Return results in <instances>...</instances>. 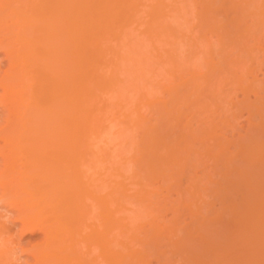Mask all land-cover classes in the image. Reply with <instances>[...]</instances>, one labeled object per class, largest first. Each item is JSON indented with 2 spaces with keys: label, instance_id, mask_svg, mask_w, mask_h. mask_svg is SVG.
Masks as SVG:
<instances>
[{
  "label": "bare ground",
  "instance_id": "1",
  "mask_svg": "<svg viewBox=\"0 0 264 264\" xmlns=\"http://www.w3.org/2000/svg\"><path fill=\"white\" fill-rule=\"evenodd\" d=\"M142 1L144 0H0V53L2 54L1 58L6 60V63L4 66L3 65L1 66L0 64V108L2 110L0 111V162H1L0 164V187H1L0 188V205L1 207L4 208V210L6 208V211L8 209H15L14 220L16 219V221L20 223L21 230H24V231L28 230L30 233H33L32 231L39 229L44 234L43 243H40V245H36L27 250L30 252L33 259L31 262H28V263L26 262L25 264H146V263L148 264V260H147V258L149 257L148 254H152L154 252L153 250L157 251L156 250L157 249L156 244H157V239H158L157 236L160 237V235L164 233V232L162 233V230L165 232L166 231L168 232L169 230V232L171 231L172 234L170 233L171 235H169L170 246L165 244V242L166 243L168 242L167 241L168 237H164V239L166 238V241L163 238L161 241V238H160L158 240L159 242L161 241L160 245L164 243L167 249L171 248L172 250H174L176 248L174 250V253L176 252V254H179L177 258L182 259V260L183 258L187 259V257H184V256H188L187 254L189 252L186 253V255H184L185 253L183 254L184 243L186 244L185 240H183L184 238L182 237L181 239H177V240L175 239V237L178 238L180 234L178 232L179 234L176 235V231L178 229L180 232L183 231L184 230L183 227H181L182 229L180 227H177L178 229L173 228L172 230L170 229L171 228L170 226L172 225L171 223H170L171 225L168 224L170 226L167 227V230L165 227L168 225L167 224L165 225L164 223L163 224L165 226L163 225L162 229H160L161 228L160 226L159 228L152 227L154 225H152L151 223L152 222L155 223V221L153 220L152 215L150 214L153 213V210L155 212L158 209L157 213L155 212V214L159 215L161 213L159 212V210L162 211V206H164L161 204L162 203L161 200H157V198H155V197H158V195L160 194L159 193L157 195L158 192H156V190L160 188L161 186L163 188L164 186H166L167 187V188L165 187L166 189L168 188L175 189L174 186L176 185L177 188H179L178 185L180 184L182 185L181 181H184L187 179L188 181L191 182V186L189 187H193V188L195 187L194 188L195 194H193L190 191L189 192L192 193L196 199L200 198V183L204 180L205 176L203 177V180L201 178L198 179L199 178L198 176H197L198 178L196 177L197 175L196 171L198 170V169L196 170V168H198L196 166L198 164L200 166L203 165L204 162L201 163V161L206 160V159L204 160L201 159L203 156L205 158L212 160L211 162L215 164V166L211 165L212 163L208 159L206 161L207 162L209 161L211 163V164L210 163L208 164L211 167L212 166L214 167L212 169H214L216 174L217 173L220 174V176L218 177L219 180L218 178L217 179L214 178L216 176L214 175L215 173L213 174L211 178L207 177L209 180L210 179H213L216 181L218 180L217 182L215 181V184L213 183L214 182L213 180H212L213 182L211 180L210 181L207 180L209 184L211 183V185L213 184L214 186L213 189L209 188L213 186L211 185L207 186V183H206V186L210 189L209 192L212 194L210 195V193H207V195L209 194L208 196H212V198L216 197V199L213 198V200L211 201H214V200L217 201V199L218 200L221 199L220 202L218 201V203H220L221 205L222 202H226V199H227L229 201V202L227 201L228 204L226 203L227 206L231 202V206L230 205L229 206L232 207L233 205H235L236 207H238L236 209L240 211L241 210L240 204L242 205L243 198L244 200H247V201L249 200L248 193L250 192H248V188L250 187L249 191L250 189H252V193H250L252 195H254L255 192H258L255 181L259 184V186H261L260 188L264 190V184H262V182H264V75L258 78V73L262 71L261 69H264V0H204V1L201 0L199 3L204 2V6L206 7V9L203 6L200 9H205V10L195 11L196 13L193 11L192 16H195L196 14L195 19L194 17H190V15L192 14L191 10L195 9L196 8L195 6L198 4L193 6V9L191 8L190 10L188 9L190 6L189 4L186 6L184 4L185 6L184 7L180 0H179V3H178V0L172 1L173 5L175 4L174 5L175 7H177L178 4L180 5L178 8L179 9L181 8L183 13L184 12L187 13L190 10L189 16L187 18L185 17L184 19H182L181 15L179 16L177 15V16H174V18L177 17L178 19L177 18L174 19L170 15L172 14L171 12L177 13V11H181V10L179 9L171 10V7H170V11H169L168 10L169 8L168 9L165 8V6L167 7L169 4L170 5L172 4L170 3L171 1L169 0H168L169 2L166 1V3H169V4H165L164 0H147V2L146 0L145 2H142ZM175 2L178 4H176ZM192 4L194 5V3H191V5ZM142 5L149 6V10L146 11V13H148V18H146L147 16L145 17L144 16L145 13L142 12V11L145 12V10H147V9H144L145 7ZM199 5L202 6L203 4H199ZM141 6L144 7L143 10ZM186 7L187 9H184ZM167 11L169 12V16L171 17L170 19L171 20L172 18L174 19L172 20L174 23L172 21L170 22V20L167 19V15H168ZM199 13L200 14L202 13V15L203 13L206 14V16L203 15L204 17L203 19H205V21H203V23L200 24V26L204 25L203 27L199 26V23H200ZM143 16L145 17L144 25L142 26V24L140 23L138 24L142 27L147 25L143 28L145 29L143 31L149 34V38L152 35V37L150 38L151 40L154 37L153 35L162 33V35L164 34L163 37H168V38L172 37V40L174 41L176 39L175 37L176 34L177 35L180 34V36L184 35V34H181L182 33L181 29L183 28L179 29L180 31H177L178 29L176 30L177 25L181 27L182 26L181 22H182V24L184 23L186 27L191 28L189 23H191L190 21L193 19L196 20L197 22V23L195 22L193 23L197 24L196 26L200 27L199 29L200 32L201 30L205 31V29H207V31L209 32L211 31V33L215 34L214 35L215 39L212 40L211 38H207L206 37L207 35H204V34L201 35V33L198 32L200 34L199 37L200 36L203 37L204 35V37L201 39L202 40L201 45L200 46L198 45V47L203 48V50L201 52V49L197 47V49L199 50V54H202V55H198V54L195 55L194 54L195 51L196 53H198L196 46L197 44L200 43V40L197 43L196 42L197 37H195L196 34H193V36L196 38L195 41L193 40L194 43H192L193 46L196 45L195 50L193 52L192 51L190 52L188 48L192 49L194 47L191 44L187 45V43H185L186 41L183 42L185 45L188 46L187 48L188 53L187 54L184 53L186 55L183 56L184 58L183 60H180L182 57L179 56L181 55L179 54V51H177L176 53L174 52V50H176V47L173 46L174 48L173 49L172 45L166 43L168 48L169 47L172 48V50L167 48L169 50L168 53L170 52L174 53V54L170 53L171 55L169 54L167 56V59H164V61L167 60V62L165 61L167 65L162 64V66L164 65L165 67L160 66L161 63L157 62L156 60H158V57H160L161 55L158 56L157 54V58H156L152 55V52H151L149 53V55H151L154 59L152 57H150V59L151 61L153 60V62H155L156 65L154 66L156 67L157 71L151 67L153 65H149V66L154 72L151 69H148L150 67H148L147 65L150 63H147L146 65L147 71L146 70L144 71L145 66H143L144 65L143 60L147 62L148 57L146 58V60L144 59L142 55H144L145 53L144 52L142 53L141 52L142 50H139L141 54L140 52L136 54L139 58L143 57L141 59L142 61H140L142 63L140 64L139 58L136 57L135 54L132 53V51L134 50L133 48H135L136 52H138L137 46L129 48V51L131 52V54H129V52L126 53V51L123 48L119 49L120 47L118 48V46L120 45H117L116 44L117 42L113 43L114 40L111 39L113 36L118 38V37H122L123 35H125L124 37L125 39L127 38V35L130 36L131 38L132 33L130 34V32H128V31H131V30H128L130 29V26L128 27V24L130 25L131 24L130 21L135 20V19L138 20L137 22H140V21L142 22L143 20L141 19H144ZM139 17H140V20L138 19ZM179 17L182 19L181 21ZM188 18L189 20L190 18L192 19L186 22ZM116 23H122V24L116 26ZM171 23H173L174 26L171 25ZM131 26L134 28L133 23L131 24ZM183 31H185V29H183ZM174 32L176 34H174ZM167 33L168 34L170 33V35L174 34L173 36L175 39L173 38V36H170V35L168 36ZM106 34L107 35L111 34L112 36L106 37ZM103 35L106 38L103 37ZM156 37L157 36L154 37L155 40H156ZM177 37L180 39L179 36ZM103 38L106 40L107 38H110L112 41L110 39L108 41H110L111 43L107 42L106 40L103 41ZM143 38H145L144 40L146 41V37L143 36L142 40ZM178 38L176 40H179ZM100 39L102 40L101 42H99ZM132 39H134V42L136 43L135 38H132ZM151 40H149L150 44H151ZM159 40L160 39L157 38L156 41L158 42ZM119 42L120 44L122 43L121 46L124 47L125 45L124 40L121 41L120 39ZM179 42H181V40ZM189 42H190V38H189ZM152 43L154 44V42ZM128 44H131V43L128 42ZM166 44H162V46H165ZM134 45H137V44H134ZM154 46L156 45L154 44ZM148 47L149 45L147 46V48ZM151 48H155V47H151ZM167 49L165 50V53ZM120 50L121 52H125V54L121 53ZM108 51L110 55L108 54ZM149 51H150V48H149ZM106 53L110 57L111 55H113L111 59L116 58L117 60L113 61L112 59L111 60L112 62L110 64L109 63L110 58H109L108 60H106L109 62L106 63V61L103 59L105 61L104 62L101 59L105 58L103 56L106 55ZM120 53L122 54L123 59ZM188 56H189V60H188ZM95 58L99 60L98 62H100L102 67L96 65L98 63L95 62ZM131 58L137 60V62L135 60H132ZM128 60L129 62L132 61V66H135V69H133V67L131 66V63L127 62ZM102 61L106 63V65L108 66L109 72L108 71L104 72V70L102 72L100 71L103 68ZM120 61H123V62L126 61V64L129 63L130 64V65L128 64V66L130 67L129 69L131 71L134 70L133 72L138 71L136 69L140 70L141 68V70L145 73H142L141 75L138 74L140 77L137 76L136 72L133 75L138 78H143L144 77L143 74L146 75L148 71L149 72L152 71L151 72L152 74L150 73L151 76L152 75L154 76V74L157 75V72L158 73L160 72L158 71L159 66H160V69L161 68L163 69V71L165 70V68L168 69L167 67L171 69L170 71L165 70L166 73L165 72L162 73L161 71V74H166L167 77L170 76L169 77L170 79H167L165 77L167 79L166 82L169 81L166 84L167 86L165 85V83H163L165 79L164 80L162 79L163 81L162 83L164 85L160 83L159 84L160 86H159L156 83V84H153L154 86L152 84L150 86V82L145 78L146 77L145 76L144 80L146 83L143 81V79H140L142 82H144V83H141L143 84L142 86L143 88L142 87L137 88V86L138 87L141 86L139 82H137L138 80L136 81L137 82L136 83L135 77H131L130 75L126 73V75H128L127 77L133 78V81H134L133 84L135 83L134 85L131 83V86L133 85L132 87L134 89L133 91L137 93L139 91L138 89H141L139 92L142 91V99L144 98L145 100V101L142 100L144 101L143 103L146 104V106L153 111V112L149 111L150 115L148 116H152L153 114L155 115L154 117H152L155 119V122L153 121L154 124L151 121V118L145 117L146 114L142 115L143 112L141 113V110L144 104L142 106V104L139 102L141 104V108H140V106H138L140 104L137 103L136 105H134L136 102H133L134 104L132 103L133 105L131 104L128 107L126 103V105H124L122 108L121 104L125 103L124 102L125 92L118 86V84L116 85L115 83V82L118 83V80H120V78L118 79L117 74H119L120 72L121 73L120 77L123 78L124 74L122 75V71L126 72V70L123 68L125 67V65H123L122 67L119 64ZM138 63L140 64V66L141 65L142 66L140 67L139 65H137ZM157 63H159L160 65ZM168 72H169V76L167 74ZM262 72L261 74H264ZM153 76L151 77V79L153 78ZM127 77L126 79L124 77L126 81L128 79ZM122 78L120 81H122V84H124L125 80ZM147 82L149 84L148 91L152 92V89H153V92L156 93L155 90H158L160 88L162 91L166 92V95H168L167 100L164 101L163 99H161L162 96H160L159 94L160 92H157L158 94L156 93L157 94L156 95L155 93L153 92L149 93L146 90L149 93L148 95V93L144 90V85L145 84L147 85ZM100 83L101 84L103 83V84L101 85ZM113 85H115V87H113L114 89L118 87L119 90L117 88L114 92H111L114 90V89L110 90L111 89L110 87H112ZM126 85H128L127 82H125V86ZM135 85H136V88H134ZM95 87H96V90H95ZM103 88H109L107 90L108 91L110 90V91L107 94H106L107 91L103 93L104 90H106ZM130 88L128 89L130 93H134L133 91L131 92L132 89ZM97 89H100L101 91L100 90L97 91ZM94 90L97 91L96 92L97 94L99 93L98 94L99 96L101 94V98L105 100L106 102L111 100L110 97H112L111 95H114L113 93L117 94L121 90L120 93H118L117 95L115 94L117 97L114 95L116 100L113 99L112 97V99L115 100L114 102L118 101L117 102L119 104V105L117 104L118 107L116 106V104L113 103V101H110L117 108L114 105H113L114 107H111L112 104L107 102L108 106L107 104L106 106L110 107L109 108L110 110L107 108L105 110L104 107L101 106L102 105L101 103L103 102V100L101 98H98L99 96L95 97L96 99L94 98L96 94L95 92H93ZM100 92H102L104 96H108V97L105 98ZM109 93H111V95ZM135 93L133 95H135ZM238 93L242 94L241 99H236ZM91 94L93 98L95 99V101L99 102L97 104L100 107H102L101 109L104 110L105 112L104 114H101V116H103L102 118L105 119V120L103 119L104 120L103 122L106 123L107 120L110 119V121L106 123V125H109V128H110V130L108 131V134H110L112 130L114 131L115 129L117 130L118 128L117 125L116 126L114 125L115 127H117V128H114V126H111V124L112 123L115 124L116 122L114 121L115 119L118 122L121 117L118 114L114 115V112H112L113 108H115L118 113H120L119 111L121 110L122 112H125L124 114L127 113L126 115H122V116H125L124 117L125 119H126V116L128 117V115H131V114H132L131 117H135V120H134V118H131L129 116L130 122L132 121V119L134 120V126L137 131L136 134L138 136V134L140 133L139 134L140 139L136 136H134V138L133 136L131 137L132 133L130 130L131 128H129L130 125L129 126L125 125V126L129 128L130 130L129 135H130L131 140L128 139L129 135H128L127 129H126V132H127L126 138L122 137L126 135L125 130L121 128L122 126L118 128L121 130H117L118 132H114L117 134H113V136L117 135V137H120L118 136V134L121 135L122 131L125 132L123 133L124 135H121L122 140H120L121 138L120 139L117 138V139H119L120 140L119 142L121 143L123 141L125 145L127 143L125 140L128 139L131 143L130 149L132 151L134 150L132 152L128 148L129 152L131 153L136 152V149H132V148H134L133 146L136 145L134 143H137L136 139L137 141L139 140V143H137L138 145H136L137 146L136 148L138 149V152H139V153L136 152L138 153V156L135 155L136 153L133 154L138 159H136L133 155L132 156L127 155L129 153L125 154L126 152L122 154L118 151V153L122 154L118 156L117 150H114V152H116L115 154H117V155L115 154L114 155L119 157V159L116 157L117 159L116 158L115 159L117 161H115V159L113 158L115 156L112 155L113 152L110 153L109 149L107 151V149L105 150L104 148L105 145H107L106 148H109L108 145H111V147L114 146V143H112V142H116L115 140L113 141L114 138L110 139L109 137V139L112 141V142L110 141L111 143L108 142L106 138L105 140L107 144L105 145L102 144L103 145L102 148L100 147L101 144L99 143L97 144V142H95L97 140L100 141V137L106 134V132H104L105 130H103L102 127L99 129L100 126L97 127L98 128L97 130H100V131L103 130L102 131L103 134L98 131L100 133L99 135L97 130L95 128L93 129V127L99 124V121L93 126L92 124L94 123H92V120L97 121L96 119L99 120V118H97L96 116V119H92L93 117L92 113H95L94 115L98 113L97 115L99 116V114L102 111H100L101 109L100 107H98L97 104L95 106L98 107L99 109H97L95 106H93L92 108L91 106L92 101L90 103V100H93L94 102V99L90 97ZM151 94H153L154 98L151 97L152 96ZM139 96L141 98V95ZM136 97L137 96L135 95V98ZM150 97L153 98L151 99V101H150ZM100 100L102 102H100ZM139 101H141V99ZM128 102H130L129 99H128ZM130 107H134V108H130ZM147 107H146V110L148 111L149 109ZM95 108L98 110L97 113L93 112ZM129 108H130V111L132 112L128 111ZM116 110L113 109V111H116ZM107 111L109 112L111 111V112L107 113ZM122 112L120 114H122ZM243 113H246L245 118L248 120V126L246 127V129L244 128L245 129L244 134H239L240 133L239 132L238 133L239 135H237L238 137L232 138L233 136L231 134L232 137L227 138L226 133L224 132L225 129L232 126L231 121L236 120L238 117H240V115L242 116ZM105 114H108L107 117H109L110 114L111 116L106 120ZM117 115L119 118H116ZM111 117L113 118L112 119L113 121L111 120ZM93 118H95V116ZM127 121L124 123L126 124ZM147 121H149L150 123ZM109 122H111V124H109ZM132 122L129 124H132ZM122 123H120L119 125H121ZM193 124L195 125V127L193 126ZM105 128L107 127L105 126ZM240 129H243V128H240ZM93 130L94 131L96 130L95 133ZM218 130L219 131L221 130L223 132H218ZM62 131L65 134L67 133L66 139L70 143L69 144L70 146L68 147V149L69 148L71 150L72 149L74 150L83 149L84 151H87L86 152L87 154L91 147L94 148L95 146H97L98 148L100 147L101 149L104 148L103 151L104 150L106 151V153L104 154H106L107 158L111 160L110 163H112V165L109 163V161H107L108 159H104L106 161L105 164H107L105 166L107 167L109 165L108 166L109 170L108 169L106 170L107 172H104V170L102 171L104 172V174L106 173L105 177L107 176L106 178L103 176L104 177L103 181L106 179V181L104 182L105 183L104 186L107 188L106 189L107 191L103 193L104 195L101 194L103 190H100V189L97 190L99 187L94 185V183L97 184L96 182H92L93 184L87 182L88 180L87 174L89 172L88 173L84 172L87 175L85 178H83L85 179L86 182L83 179H82L83 181L79 180L81 185L84 182L83 187H79L80 183L75 181L77 177L74 180V182L76 183V186L78 185L77 186L78 189L77 188L74 189V187H76L74 186L75 184L72 186L70 184H67L69 185L67 186L65 184L66 182L63 181L64 174H61L60 172V165H62L61 161H63L61 159V156H62L61 154L65 153L62 147L67 141L65 142V139L60 138L61 141L62 140L64 141H62V143L60 141V144H59V136L60 134H63ZM96 132L98 133V135ZM222 133H225L224 134L225 136ZM95 134L97 136H100L98 137L97 140H95L96 138H94ZM96 135L95 137H97ZM109 136H111V134ZM104 138H103V141H104ZM117 145H119V148H122L123 144H117ZM59 146L61 147V149H59L60 148ZM231 147L233 149H231ZM65 148H66V144H65ZM93 148H91L90 151ZM70 149L69 151H71ZM122 149L123 150L125 149L124 151L127 150L126 146H124ZM59 150H62V151L60 152ZM74 150L71 151L72 155L71 154L70 155L73 156L74 160L76 158L77 160L79 158H80L79 160H81V157L78 156V153L80 152L79 153L80 155L81 153L85 154L84 151L82 150L81 152L79 150V152H77V150L75 151ZM95 150H96V147H95ZM123 150H121V152ZM69 151H67V157L70 156ZM100 151L101 150L97 152H100ZM75 152L76 154H74ZM109 154H111L112 157L111 156L109 157ZM123 155L125 156L127 155V158L129 156V159L127 158L125 159L126 161L129 160L130 167L126 166L125 160H123L124 162L122 160L120 161V158L123 159L124 157ZM74 156L75 157L77 156V157L75 158ZM70 158H68V160L65 159V161L72 162ZM92 158L90 157L91 160ZM111 158L114 159V161ZM77 160H75L76 164L79 165V163L80 164L82 163L79 160L78 161ZM83 161L85 165L86 164L85 161L87 160L83 159ZM66 162H64V166H65L64 168L67 167ZM118 162H120V165L124 163L123 166H126L128 168V169L125 168L124 171H126V169L129 171V168L131 171L132 165H134L133 166L134 168L132 169L133 173L130 171L129 172L127 171L128 174L126 173V177H125L124 176L125 172L122 171L124 167L120 166ZM132 162L133 163L135 162V163L131 164ZM88 163H91L89 159H88ZM86 166H89V165H86ZM83 167L84 166L82 165L81 168ZM87 168L88 170L91 169L89 167ZM79 169H80V166L76 167V173L78 171L79 174H81L80 172L82 171H79ZM215 169H220V170H218L217 172ZM83 170H86L85 167L83 168ZM91 170H94V169H91ZM142 170H144L145 176L142 175L143 174ZM74 171L75 170L72 169V172ZM209 171H207V173ZM76 173L74 172L75 175ZM92 173H89V174H92ZM149 173H152V174L149 175ZM195 173L196 175H194ZM129 175L132 176L131 178L136 179V180L135 181L133 179L127 180L128 182L126 181L127 182L126 183L125 180L127 179V177L128 178L130 177ZM153 175H156V176H153ZM80 176L83 177V175H80ZM121 176H122V180L120 179ZM72 177L73 176H71V178ZM124 177H125V180H124ZM151 178H154V180L157 179L156 181H158V179H161L160 181L162 182L161 183L162 185L159 186L157 184L155 185L156 187L153 186L155 181L153 180L154 182L151 183V180H152ZM182 178H185V179H182ZM200 180L201 182H199ZM97 181L98 183L100 182L99 180ZM131 181L132 182L134 181L135 185H131L132 184ZM160 181H158V183ZM167 181L169 182V186H167V184L165 185V183H168ZM171 182L175 184L173 185L172 183L171 184L172 186H171L170 185ZM204 182L203 184L205 185ZM102 183L99 184L100 187ZM128 184H130V186ZM192 184H195V186H192ZM250 184L252 186H250ZM181 185H180V189H182V197H180L179 201L175 200L174 203L175 204L179 203L178 206L180 204H181L180 206H182V203H183V207L187 206L188 208L191 206L192 210L196 206L197 207L202 206L199 208H203L204 202L200 203L199 201H197L196 202L197 204L200 203L198 206L195 203V198H193V196H192V200L194 199L193 203H191L188 200L186 201L187 198H185V194L188 193L189 195L187 196L191 198V195L189 192H187V189L185 190L186 192L183 190V188L184 189L188 188L187 187L188 185L183 184L182 187ZM93 186H95L97 189L96 188L94 189ZM130 187L132 190L130 189ZM150 187H153V188L150 189ZM193 188H192V191H193ZM152 189H156V190L155 191L153 190L154 191L153 192ZM169 189L167 191H169ZM262 190L260 189V196H259L260 199L257 198L258 196H256L258 193L254 195L257 198L258 203H259V200H262V198H264V193H262L264 191ZM175 191H176L175 193L181 196L180 194L181 191L177 192L179 191V189ZM203 191L208 192L206 187L204 188ZM96 192L97 194L99 193V195L101 194V196L97 195ZM196 192L199 194H197ZM250 194H249V198H251L250 200H253L255 197L251 196ZM149 195L150 197L151 196L152 197L150 198ZM243 195L244 197L242 198ZM153 196H155L154 197L155 199L153 198ZM147 197H149V204L147 203L148 202ZM166 197H168V193ZM233 197H238V199L240 197L242 200L239 199L240 202L237 203L238 200L236 198L234 199ZM89 198L91 199V201L94 199L93 201L96 202V205L99 206V207L97 206L98 208H101V210L103 208L102 211L99 210V212L101 213H98V215L99 214L100 215L96 216V217H100L98 219H100L99 223L101 224H98L97 221H96V224L101 225L100 226L101 230L99 234H102V236L100 235L101 237L100 239H102L101 242L98 241L96 245L94 244L98 248V251H99L97 252L99 253L98 255L99 258L97 259L94 258L96 254L94 255V257L89 256V252L91 250L85 251L84 249L83 252H81V249H79V246L77 247V244H79L78 242L81 239V238L79 239V237L81 235H84L88 230H92V228L90 227L85 233L82 232L83 234L80 235L82 228H84L83 230H85V227L82 226V224L85 223V220L83 221V218H85L84 214L85 215L86 213L88 214V210H90L88 209L90 207V204L94 205L91 202L90 204L84 203V202H87L85 201V199L88 200ZM103 198H104V201L102 200ZM181 198L183 200H181ZM101 200L103 202L102 203L103 206L101 204ZM152 200L154 201L153 203L151 202ZM98 201H100V203H98ZM180 201L181 202L183 201V202L181 203ZM187 202L188 203L190 202L193 206L190 203L188 204ZM234 202H236V204L238 205L234 204ZM126 203L129 204L128 205L129 207L130 205L134 204V208L132 206L130 207L131 208L130 209ZM158 203L161 206H158L159 205ZM194 203H195V206H194ZM247 203L249 204L250 207H252L253 211L257 212V213L256 212L254 213L256 214V216H258L257 214L259 213V211L261 213L262 211H264V210L261 211V209H264L262 208L264 207V202L261 203L260 201V204L258 203L256 204L255 202H252L254 204L253 206H251L249 201ZM151 204L153 205L156 204L159 208H157L156 205L151 207ZM223 204L225 205V203ZM135 205L137 207H135ZM208 205L210 206V204H207V207H209ZM255 205H257L258 207L260 205L261 208L259 207L257 210V207ZM176 206L174 210L180 211L181 214L184 213L183 212L184 209L185 211L188 210L187 207L183 209V207L181 208L177 206L178 208L177 209ZM254 206L255 208H253ZM211 207L215 208L213 206H210V208ZM223 207L225 208V206ZM244 208L242 207V210L238 214L235 213L236 209L234 206L231 209L228 208L227 212L224 209L223 211L224 213L221 212V215L220 213L219 214L217 213V216L218 215L222 216V214L225 215V212H226L227 216L226 215L225 216L228 222H229L228 219H230V222H231V220L233 218H236L235 216H237L238 218L233 219L231 224H229L230 226L232 225V223H236V224L242 223L238 225L239 229L235 228L236 227L235 226L236 224H235L231 226L233 232L230 233V231H227L230 233V235L233 234L231 235L232 238L229 237L231 241L232 239L234 238L237 239L239 237V235L238 237L237 236L234 237L236 233L240 234V236L242 233L244 234L245 232L244 230L243 232L238 233L236 229L238 231L242 230L240 227L242 226L243 228H245L247 223H248V226L249 224L252 223L251 226H256L255 227L256 229L257 227H259L260 223L262 224L260 226H264V219L256 218L259 224L255 222V220L253 219L251 220L255 224L253 222H250V223L249 221L247 222V219L246 220L244 219L243 220L244 222L243 221L240 222V219H243L242 215L248 216V214L249 215L252 214V213L251 214L248 213L247 211H246V214H243L242 212L245 211ZM179 209H182L183 211ZM204 209H207V208H204ZM233 210H235L234 211L235 214L233 213ZM188 211H190V209ZM208 211L210 212V213L206 212L208 215L213 213L212 209H208ZM4 213H7V212H4ZM126 213L127 215H125ZM128 213L129 214L132 213V215H129ZM196 213L198 214L200 212H197L196 210L195 215ZM241 213L242 215L240 216L239 214ZM174 214H176L174 216L181 215L178 212ZM200 214H198L197 216L198 218L201 217L203 221L204 216ZM230 214L232 216L228 217ZM233 214H234V217H233ZM1 215L2 214L0 213V218L2 217ZM183 215L184 214H182L181 216ZM208 215H207V219H205L207 221L209 219L210 220L212 219L211 216H209L210 218H208ZM213 215L212 217L215 216ZM88 216L89 215H87V218ZM252 217L253 216L251 215L250 218ZM142 218H144L143 219L144 222L145 220L147 222L149 218V221L147 223L151 222L150 224L152 226L150 224L148 225L151 226L153 229L151 227H150L151 230H149V227L143 229L144 225H146L147 223H144L142 221ZM174 218H176V220L178 219L177 217H174ZM262 218H264V216H262ZM157 219L159 220V218ZM237 219L239 222L236 221ZM2 221H0V264H20L19 263L20 258L15 256L16 250L14 249L16 247H13V244L16 242L14 243L12 242L13 244L8 242L11 240V238L9 240V238L7 237L8 236L7 233L10 232L11 228L7 232L5 230L6 224L3 223ZM169 221L171 220L169 219ZM177 221L179 222L180 219H178ZM195 221L196 220L192 222V225L193 226L195 225L194 227L190 225L191 221L185 222L184 225H186V228H187V225L188 227L189 226L193 227L194 229L193 233L195 234V231H196L197 232L196 234L197 235L199 234L198 237L200 236L201 238H205L208 235V231L211 232V230L218 227L217 226L218 224H215L216 225L215 228L213 226V224L216 223L215 222L216 220L215 221L213 220V223L211 222L212 224L210 223V227L213 226L211 227V230H209V226L207 227V224L205 225L203 223L204 221L199 222L198 224H197L198 221L197 222ZM221 221L222 220H220V222ZM162 222H160L159 225H161ZM181 222L182 221L179 222L180 226H181ZM138 224L140 225V228L142 227L141 228L142 231L140 230L139 227H137L139 226ZM141 224L143 225L141 226ZM175 224H178V223L176 222ZM100 228L98 229L96 228V230H99ZM137 228L139 229V231L137 230ZM224 228L219 227L218 232L216 231L217 235L219 231L221 232V229H224ZM250 228H253V231L258 232V229L255 230L254 227L249 226V229ZM189 229L191 230L190 227ZM140 231L141 233L143 232L142 235ZM187 231L188 233L190 232L189 230ZM90 232L88 231L89 235H91ZM94 232H93V236L95 235ZM222 232L224 233V231ZM250 232L251 230L249 232L247 231L246 234L247 233L250 234ZM164 234L163 236H166V235L168 236L169 233H167L166 235ZM183 234H184V231H183ZM185 234H186V230H185ZM219 234L221 235V233ZM255 234L256 233H254V235ZM172 235L173 236L175 235V236L173 237ZM77 236L79 237L76 238ZM170 236H172L173 237L172 239H175L176 241H173V240L171 241ZM246 237H250V235L249 236L246 235ZM84 238H87L86 234ZM88 238L84 241H87ZM220 238L222 239V236ZM220 238H216L215 236L210 237L209 235L206 237V239L210 241V245L213 244V242H216V241L218 242ZM255 238H257V236ZM90 239H92L91 236H90ZM194 240L197 241L196 239ZM207 240H206V243H207ZM203 241L205 242V239L202 240V242ZM245 241L244 243L246 244ZM171 242H173V246L175 247L172 246ZM226 242L227 241H225V243ZM237 242H239V240H237ZM249 242L247 241V243ZM254 242L256 243V241ZM135 243L137 245V248L133 249ZM199 243L200 242H198V245ZM225 243L224 244L222 243V244L226 246L225 248H227V246L228 245L230 246L233 242L230 243L229 241L228 243L230 244L228 245H226L227 243L226 244ZM222 244L220 245L219 243L221 249L218 247V249L221 251L223 250ZM245 244H242V245L240 244V245L241 247L242 246L244 247ZM194 245H195V242H194ZM152 246H155L156 248L154 247L152 248ZM215 247L217 246H214V249H216ZM236 247L234 246V249ZM88 248L89 247H87V249ZM151 248L153 250H151ZM191 248L192 247H190V249ZM230 248L232 249L233 247L231 246ZM245 248H243V250H245ZM91 249H93V247H91ZM205 249L207 250V248ZM205 249L202 248V250H205ZM149 250L153 252H149ZM176 250H178L179 252L182 250V252L179 253ZM21 251L24 252L26 251V249L25 250L21 249ZM172 252L170 251L171 254ZM220 252L217 250V253H219V255L218 254L216 255V253L212 252L213 253L212 258L214 259H212L211 262H210L211 258L209 259V261L207 259L206 261L204 258L203 259L205 261L201 260L202 262L197 260L198 261L197 263L196 262L194 263V261L192 262V260H189L191 258H189L188 261L185 259V261L183 260V262L184 264L185 262H187L186 264H190V262L192 264H218V263H214L213 261H215L217 258V257L215 258V256H220L223 253H225V252L223 253H220ZM229 252H227L226 250V253H229ZM162 253H164L163 250H162ZM197 253L195 254L196 256H197ZM245 253L246 252H244V254ZM84 254L86 256H84ZM145 254L147 256L146 260H145ZM157 254L158 253H155L154 256H156ZM167 254H169V252H167ZM176 254L174 255L175 257L177 256ZM200 254L201 252L199 253V255ZM173 255L171 256L173 257ZM223 255L225 256V254ZM159 256L158 258H163L162 259L163 262L165 263L166 261L168 262V258L166 260V257L168 255L166 257L164 256L159 257ZM222 256L220 257L221 259H222ZM151 257L153 258V256ZM175 257L173 258L176 259ZM226 258L223 259V262H225ZM237 258L236 260H239ZM252 259L254 258L252 257ZM174 261L176 262V260ZM161 262L162 261H160V264ZM171 262L173 261L171 260ZM167 264H170V263L168 262Z\"/></svg>",
  "mask_w": 264,
  "mask_h": 264
},
{
  "label": "rangeland",
  "instance_id": "2",
  "mask_svg": "<svg viewBox=\"0 0 264 264\" xmlns=\"http://www.w3.org/2000/svg\"><path fill=\"white\" fill-rule=\"evenodd\" d=\"M166 1H167V2L171 1L170 3H172V1H174V0H169V1H168V0H164L165 4H169V3H166ZM180 1L182 2V5H183V6H184V4H185V6L189 4L190 6H189L188 9H190V10H191V8L193 9V6H195L196 4H198V5H199V4H203L202 6L199 5L200 7H199L198 5H196V6H195L196 8L194 7L195 9L191 10V13H192V14L190 13V14H191L190 17H194V19L196 18V17H195V16H196V14H195L196 12H195V11H198V10H199V11H200V10L202 11V10H205V9H206V7L204 6V2L199 3L201 0H197L198 2H197L196 0H188V2H187V0H180ZM190 1H191V3H194V5H193V4L191 5ZM195 1H196L197 3H196ZM203 1H204V0H203ZM142 2H145V0L142 1ZM146 2H147V0H146ZM175 3H176V2H175ZM178 3H179V0H178ZM178 3H176V4H178ZM186 3H187V4H186ZM212 3H213V2H212ZM145 4H147V3H145ZM148 4H149V3H148ZM174 5H175V4H174ZM174 5H173V3H172L171 5L169 4L167 7L165 6V8H167V9L169 8V9H168L169 11H170V7H171V10L179 9V8H178V7L180 6L179 4H178V6L176 5L177 7H175ZM142 6H144V5H142ZM142 6H141L142 10H143L144 7H145L144 9H147V10H145V12L142 11V10H141V11H142L143 13H145L146 15L144 14V16H145V17L147 16L146 18H148V13H146V11L149 10V6H148V5H146V6H144V7H142ZM185 6H184V7H185ZM203 6L205 7V9H200V8H202ZM181 7H182V6H181ZM187 7H188V6H187ZM187 7L184 8V9H187ZM172 8H173V9H172ZM179 10H181V8H180ZM190 10H189V11H190ZM184 11H185V10H184ZM186 11H188V10H186ZM189 11H188L187 13H185V12L183 13L182 10H181V11H177V13H176V12H171L172 14H170V15H171V17H173V18H174V16H177V15L179 16V15H181V18L184 19L185 17L187 18V17L189 16ZM193 11L195 12V13H194L195 16H192V15H193ZM167 12H168V11H167ZM186 14H188V15H186ZM199 14H200V13H199ZM203 15L206 16V14H204V13H203ZM203 15H202V13L200 14V19H199L200 23H199V26H200L201 23H203V21H205V19H203V18H204ZM144 16H143L144 19H141V20H143L142 22H141V21H140V22H137V21H138L137 19L130 21L131 24L133 23L134 28L131 26V24H130V25L128 24V27L130 26V29H128V30H131V31H128V32H130V34L132 33L131 38H130V36H128L127 34H126V35H127V38H126V39L124 38L125 35H123L122 37H118V38H117V37H114V36H113L112 38L110 37L112 40H114L113 43L117 42L116 44H117V45H120V46H118V48H119V47H120L119 49L123 48V49L126 51V53L129 52V54H131V52L129 51V48H132V47L137 46V50H138V52H136V49H135V48H133L134 50L132 49L133 51H132V50H131V51H132L133 54H135L136 57H138L136 54L140 52L139 50H142L141 52H142V53H143V52L145 53V54H144L145 56L142 55V56L144 57V59L146 60V58L148 57L147 62H145V61L143 60V62H144V63H143V64H144L143 66H145L144 71L146 70V65H147V63H150V64L147 65L148 67H150L149 65H153V66H151V67L154 68V69L156 70V67L154 66V65H156L155 62H153V60L151 61V59H150V57H152V56L149 55V53H151V52H152V55H153L154 57H156V58H157V54H158V56L161 55L160 57H158V60H156L157 62H160L161 65H160L159 63H157V64H159L160 66H162V64L167 65V64L165 63V61L167 62V60L164 61V59H167V56H168L170 53H172V52L168 53V52H169L168 49L172 50L173 46L176 47V50H174V52L176 53L177 51H179V54H181V55H179V56L182 57L181 59H180V57H179V59H180V60H183V59H184L183 56H185V55L188 53V50H189L190 52H191V51L193 52V51L195 50V46H196L195 44H196V42L198 43V41L200 40V43L197 44L196 49H197L198 45H199V46L201 45V41H202L201 39L204 37V35H207L206 37H207V38H211L212 40L215 39V36H214L215 34L211 33V31L209 32V31H207V29H205V31H206L207 33H206L204 30H201V32L199 31L200 27H203V26H204L203 24H202L203 26L198 27V26H196L197 24H195V23H197L196 20H194V19L191 20L192 18H190V20H191V21H190L189 18H188L186 22H188V21L191 22V23H189L191 28L186 27L185 24H184V23L182 24V22H181V25H182V26L180 25L181 27H179V26L177 25L176 30L178 29L177 31H180L179 29H181V28L185 29L186 32L183 31V29H181V30H182V31H181L182 33H181V34H184V35H181V36H180V34L177 35V34L175 33V32H177V31L174 32V34H176L177 36L180 37V39H179V38L175 35L176 39L178 38L179 40H176V39L174 38V36H173L174 34H173V35H170V33H169V34L167 33L168 36H169V35H170V36H173V38H174L176 41H175V40L173 41V40H172V37H170L171 39L168 38V37H163L164 34L162 35V33H159V34H155V35H153L154 37L157 36V37H156V40H157V38L161 40V41L159 40L160 42H159V41L157 42V41L155 40L154 37H153L154 40H153V38H152V40L150 39V38L152 37V35H151L150 38H149V34H148V33H145V31H143V30H145V29H143V28H144L145 26H147V25H145L144 27H142V26L144 25V23H145V22H144V20H145V17H144ZM141 17H142V16H141ZM171 17L169 16V12H168L167 19H169L170 22H171L172 20H174L175 18H177V17H175L174 19L172 18V20H171V19H170ZM198 17H199V15H198ZM179 18H180V17H179ZM181 18H180V21L182 20ZM138 19L140 20V17H139ZM177 19H178V18H177ZM167 21H168V20H167ZM176 21H177V20H176ZM183 21H184V20H183ZM134 22H135V23H134ZM172 22H173V21H172ZM178 22H179V20H178ZM178 22H177V23H178ZM193 22H195V23H193ZM138 23L142 24V26H140ZM173 23H174V22H173ZM173 23H171V25L174 26ZM121 24H122V23H116V26L121 25ZM179 24H180V23H179ZM175 25H176V24H175ZM193 25H194V27H193ZM135 27H136V28H135ZM192 27H193V28H192ZM188 28H189V29H188ZM204 28H205V27H204ZM140 29H141V30H140ZM201 29H203V28H201ZM136 30H137V31H136ZM132 31H133V32H132ZM187 31H188V32H187ZM193 31H194V32H193ZM202 31H203L204 33H203ZM142 32H143V33H142ZM146 32H147V31H146ZM190 32H191V33H190ZM198 32H200L201 35L204 34L203 37H202V36L199 37L200 34H199ZM177 33H179V32H177ZM146 34H147V35H146ZM186 34H187V35H186ZM193 34H196L195 37H197V41H196L195 44H194L195 46L192 45V43H194L193 40L195 41V39H196V38L193 36ZM197 34H198V35H197ZM212 34H213V35H212ZM104 35H105V34H104ZM104 35H103V37H105ZM165 35H166V34H165ZM185 35H186V36H185ZM108 36H112V35H111V34H109V35L106 34V37H108ZM140 36H141V37H140ZM143 36L146 37V41L144 40L145 38H143V40H142V37H143ZM190 36H191V37H190ZM106 37H105V38H106ZM183 37H184V39H183ZM185 37H187V38H185ZM198 37H199V38H198ZM110 38H107V40L103 38V41L106 40L107 42H110V41H108ZM119 38L121 39V41L124 40V42H125L124 47H125L126 49H125L124 47L121 46L122 43L120 44V42H119L120 39H119ZM132 38H135L136 43L134 42V39H132ZM189 38H190V42H191V43L189 42ZM193 38H194V39H193ZM101 39H102V38H101ZM101 39L99 40V42L102 41ZM111 39H110V40H111ZM115 39H116V40H115ZM131 39H132V41H131ZM112 40H111V41H112ZM126 40H127V42H126ZM149 40H151V44H150ZM180 40H181L182 43L186 41L185 43H187V45L191 44L194 48H192V49L190 48V49H189L187 45H185L184 43L182 44L181 42H179ZM140 41H141V42H140ZM144 41H145V42H144ZM147 41H148V42H147ZM118 42H119V44H118ZM124 42H123V43H124ZM128 42L131 43V44H128ZM132 42H133L134 44H137V45H134ZM152 42H154V44H155L156 46H154V44H153ZM110 43H111V42H110ZM166 43L172 45V48H170V47L168 48ZM116 44H114V45H116ZM142 44H143V45H142ZM162 44H166V45H165V46H162ZM138 45H140V46H138ZM141 45H142V46H141ZM148 45H149V47L147 48ZM158 45H159V46H158ZM170 45H169V46H170ZM192 46H191V47H192ZM151 47H155V48H157V49H155V48H151ZM165 47H166V48H165ZM180 47H181V48H180ZM138 48H139V49H138ZM149 48H150V51H149ZM158 48H159V49H158ZM167 48H168V49H167ZM187 48H188V50H187ZM198 48L201 49V52H202L203 48H200V47H198ZM123 49H122V50H123ZM154 49H155V50H154ZM166 49H167V51H166V53H165V50H166ZM173 49H174V48H173ZM124 50H123V51H124ZM151 50H152V51H151ZM160 50H161V51H160ZM163 51H164V53H163ZM184 51H185V52H184ZM197 51H198V53H196V51H195V53H194L195 55H197V54H198V55H202V54H199V50H198V49H197ZM120 52H121V50H120ZM141 52H140V54H141ZM158 52H159V53H158ZM201 52H200V53H201ZM121 53L125 54V52H121ZM121 53H120V54H121ZM154 53H155V55H154ZM184 53H186V54H184ZM108 54H109V51H108ZM108 54L106 53L107 56L104 55L103 57H105V58H102L101 60L104 59V60L106 61V60H108V59L110 58V59H109L110 62H109V61H106V63L109 62L110 64H111V62H112V61H111L112 59H113V61H116V60H117L116 58H112V59H111V57H113V55H111V57H110V56H109L110 54H109V55H108ZM111 54H112V52H111ZM172 54H174V53H172ZM114 55H115V54H114ZM170 55H171V54H170ZM1 56H2V54L0 53V64H1V66H2V65L4 66L5 63H6V60L3 59V58H1ZM121 56H122V54H121ZM129 56H131V55H129ZM97 57H98V56H97ZM100 57H101V56H100ZM132 57H133V56H132ZM143 57H141V58L138 57V58H139V63H140V64L142 63V62H140V61H142L141 59H142ZM197 57H198V56H197ZM199 57H201V56H199ZM126 58H127V56H126ZM152 58H153V57H152ZM122 59H123V56H122ZM128 59H129V58H128ZM131 59H132V60H135V59H133V58H131ZM153 59H154V58H153ZM186 59H187V58H186ZM104 60H103V61H104ZM129 60H130V59H129ZM129 60H128L127 62H129ZM188 60H189V56H188ZM98 61H99V60L95 58V62L98 63V64H96V65L102 67V65H101L100 62H98ZM103 61H102V63H103V68H104V69L102 68V70H100V71L102 72V71L104 70V72H106V71L109 72V68H108V66L106 65V63H104L105 61H104V62H103ZM123 61H124V60H123ZM123 61H120L119 64H120L122 67H123V65H125V67H123V68L126 70V72H125V71H122V75L124 74L125 76L123 75V78L120 77V74H121V73L119 72V74H117V75H118V79L120 78V80H121V78L124 79V77H125V79H126V77H127L128 75H130L131 77H135V76H133L135 72L137 73V76H139L138 74L141 75L142 73H145V72H143V71L141 70V68H140V70H139V69H136V70H138V71H135V72H133L134 70L131 71V70L129 69L130 67L128 66V64L131 63V66H132V61H130V62L127 63V64H126V61H125V62H123ZM135 61L137 62V60H135ZM148 61H149V62H148ZM150 61H151V62H150ZM154 61H155V60H154ZM168 62H169V61H168ZM109 63H108V64H109ZM139 63H138L137 65L140 66ZM129 65H130V64H129ZM106 66H107V67H106ZM121 66H120V67H121ZM139 66H138V67H139ZM141 66H142V65H141ZM141 66H140V67H141ZM160 66L158 67V68H159L158 71H160V72H159L160 74L157 72V75H155V74H154V76L152 75V76H153L152 79H151V77H152V76H151V74H152L151 72H152L153 70L151 69V67H150V68L147 67L148 69H151V70H152L151 72L148 71L146 75L143 74V76H144V77L146 76L145 78L150 82V86H151V84L153 85V84H156V83H157V85H159L160 83L163 82L162 79H163V80L165 79L164 82H163V83H165V85L169 82V81L166 82L167 79H170V78H169V77H170V76H169V72L167 73L169 77H167L166 74H161V71H162V73H164L165 70H166V71H170L171 69H169V67H167L169 70L165 68V70L163 71L162 68L160 69ZM163 66H164V65H163ZM163 66H162V67H163ZM132 67H133V69H135V66H132ZM132 67H131V69H132ZM138 67H137V68H138ZM164 67H165V66H164ZM170 67H171V66H170ZM106 68H107V70H106ZM123 68H122V69H123ZM124 69H123V70H124ZM261 70L264 71V69H261ZM119 71H120V70H119ZM140 71H141V72H140ZM146 71H147V70H146ZM156 71H157V70H156ZM262 71H260V72L258 73V78H260V77H262V75H264V74H261ZM108 72H107V73H108ZM123 72H125V73H123ZM153 72H154V71H153ZM99 73H100V72H99ZM126 73H127L128 75H126ZM150 73H151V74H150ZM165 73H166V72H165ZM262 73H264V72H262ZM143 76H142V77H143ZM150 76H151V77H150ZM131 77H127V78H128L127 81L124 79L125 82L128 83V85H126L127 87L125 86V82H124V81H123L124 84H122V81H120V80H118V83L115 82L116 85L118 84V86H119V87L125 92V96H124V98H125V101H124V102H125V103L123 102L124 104H121V105H122V108H123L124 105H126V103H127V107H128V106H130L133 102H136L135 104L133 103L134 105H136L137 103H138V104L141 103L142 106H143V104H144L143 102L145 101L144 98L142 99V91L139 92L141 89H138L139 91L137 90L139 93H138V92L135 93V92L133 91L134 89H133L132 87H133V85H134L135 83L133 84L134 81H133V78H131ZM139 77H140V76H139ZM144 77H143V78L135 77V79H136L135 82L138 80L137 82H139V84L141 85V86H139V87L137 86V88H140V87L143 86V84H141V83H144V82H145ZM165 77H166L167 79H166ZM137 78H138V79H137ZM160 78H161V79H160ZM140 79H143L144 82H142ZM155 79H156V81H155ZM261 79H262V78H261ZM140 81H141V82H140ZM159 81H160V82H159ZM137 82H136V83H137ZM115 83H113V84H115ZM131 83L133 84L132 86H131ZM145 83H146V82H145ZM163 83H162V84H163ZM100 84H101V83H100ZM100 84H99V85H100ZM102 84H103V83H102ZM102 84H101V85H102ZM105 84H106V82H105ZM105 84H104V85H105ZM107 84H108V83H107ZM99 85H98V86H99ZM104 85H103V86H104ZM145 85H146V84H145ZM145 85H144V90H145V91H146V90L148 91V90H149V89H148V86H149L148 82H147V85H146V86H145ZM157 85H155V86H157ZM163 85H164V84H163ZM94 86H96V85H94ZM103 86H101V87H103ZM109 86H110V85H109ZM128 86H130L131 88L128 87ZM153 86H154V85H153ZM159 86H160V85H159ZM166 86H167V85H166ZM113 87H115V85H113L112 87H110V88H111L110 90H113V89H114ZM116 87H117V86H116ZM99 88H100V87H99ZM117 88H118V87H117ZM117 88H116V89H117ZM129 88L132 89L131 92L133 91V92L135 93V95H136L138 98H137V97L135 98V95H133L134 93H130V91L128 90ZM134 88H136V85H135ZM142 88H143V87H142ZM150 88H152V87H150ZM103 89H106V90H104V92H103V90H102L103 93H105V92L107 91L106 94L110 91V90H109V91L107 90V89H109V88H103ZM116 89H114V90L111 91V92H114ZM95 90H96V87H95ZM95 90H94L93 92L96 93V92L99 91L100 89H97V91H95ZM118 90H119V88H118ZM150 90H151V89H150ZM154 90H155V89H154ZM100 91H101V90H100ZM147 91H146V92H147ZM155 91H156V93H157V92H160L159 94H160V96H162L161 99H163L164 101L167 100V96H168V95H166V92H165V91H162L160 88H159L158 90H155ZM102 92H100V93H102ZM120 92H121V90H120ZM120 92H118V93H120ZM148 92H149V93H152V92H153V89H152V92H150V91H148ZM148 92H147V93H148ZM164 92H165V93H164ZM95 93H94V94H95ZM103 93H102V95H103ZM118 93H117V94H118ZM149 93H148V95H149ZM153 93H155V92H153ZM156 93H155V94H156ZM98 94H99V93H98ZM98 94L96 93L95 96H94V98L97 97V96H99ZM109 94L111 95V93H109ZM109 94H108V95H109ZM113 94L115 95L116 93H113ZM117 94H116V95H117ZM123 94H124V93H123ZM155 94H154V96H155ZM157 94H158V93H157ZM157 94H156V95H157ZM163 94H164V95H163ZM114 95H111V96L113 97V99H115V96H116V95H115V96H114ZM119 95H120V94H119ZM139 95H141V98H140ZM151 95H152V96H151ZM151 95H150V96L153 97V94H151ZM103 96H104V95H103ZM90 97H92V99H94L93 96H92V94H91ZM104 97L107 98L108 96H104ZM112 97H110L111 100H110V99H108V100L113 101V103L116 104V106H117V104H118L117 102H118V101H117V102H114L116 99L113 100ZM116 97H117V96H116ZM119 97H120V96H119ZM119 97H118V99H119ZM128 97H129V98H128ZM151 97H150V101H151V99L154 98V97H153V98H151ZM241 97H242V94L238 93L236 99H241ZM98 98H101V94H100V96H99ZM124 98H122V99H124ZM139 98L141 99V101H139V100H140ZM90 99H91V98H90ZM95 99H96V98H95ZM95 99H94V102H93V100H90V103H91V101H92V103H91V104H92V105H91L92 108H93V106H95L97 103H99L98 101H95ZM101 99H102V98H101ZM128 99L130 100L131 103L128 102ZM136 99L138 100V102H137ZM98 100H99V99H98ZM102 100H103V99H102ZM106 100H107V99H106ZM142 100H144V101H142ZM110 101H107V102H109V103L112 104L111 107H114L115 105H114L112 102H110ZM121 101H123V100H121ZM95 102H96V103H95ZM100 102H102V101L100 100ZM107 102H106L105 100H103V102L101 103V104H102L101 106H103L105 110H106V108H107V109L110 108V107H107V106H108V103H107ZM139 102H140V103H139ZM128 103H129V105H128ZM106 104H107V106H106ZM133 104H132V105H133ZM141 104L138 105V106H140V108H141ZM97 105H98V104H97ZM113 105H114V106H113ZM118 105H119V104H118ZM121 105H120V106H121ZM147 105H148V104H147ZM116 106H115V107H116ZM144 106H146V104H144ZM144 106L142 107V110H141V113L143 112L142 115H145V114H146V116H145L146 118H147V117H148V118H151V121H152V122H153V121L155 122V119L152 118V117L155 116L153 113H152L153 115L151 114L152 116H148V115H150V114H149V113H150L149 111H151V112H153V111H152L150 108H148V107L146 106V107L149 109V110L147 111V110H146V107H144ZM95 107H96V106H95ZM98 107H100V106L98 105ZM98 107H96V108L99 109ZM117 107H118V106H117ZM117 107H116V108H117ZM125 107H126V106H125ZM90 108H91V107H90ZM96 108H95V109H96ZM101 108H102V107H100V109H101ZM130 108H134V107H130ZM130 108L128 109V111H129V112H132V111H130ZM95 109H94L93 112H96V113H97L98 110H97V109L95 110ZM111 109H112V108H111ZM113 109L116 110L115 108H113ZM113 109H112V112H114V115L118 114L119 116H121V117H123V118L120 117V120L118 119V120H119V121H118L119 123H118L117 120L115 119L114 121H116L117 123H116V122H115V124L112 123V124H113V125H112L111 122L113 121V120H112L113 118L111 117V120H112V121L109 122V124H111V126H114V125L116 126V125H117L118 128H120V127L122 126L121 128L124 129L125 132H126V129L128 130V131H127V132H128V135L130 134L129 131L131 130V133H132V134H131V137L133 136V138H134V136H136V137H138V138L140 139V135H139L140 133L138 132L139 134H138V136H137V134H136L137 131H136L135 126H134V120H135V117H131L132 114L129 113V114H131V115H128V117L130 116L131 118H134V120L132 119L133 122L131 121L132 124H129V123H131V122H130V117L128 118V117L126 116V119L129 120V121H127V120L124 118L125 116H122V115H126L127 113L124 114L125 112H122V110H121V111H119V112H120V113L122 112V114H120V113L117 112V110H116V111H113ZM92 110H93V109H92ZM92 110H91V111H92ZM109 110H110V109H109ZM118 110H119V109H118ZM124 110H125V109H124ZM0 111H2L1 108H0ZM100 111H102L103 113L101 112V113L99 114V116L97 115L98 113H97L96 115H94L95 113H92V112H91V113L93 114L92 116H93V117L95 116V118H93V117L91 116L92 119H96V116H97V118H99V120L96 119L97 121L92 120V123H94V124H92L93 126H94L96 123H98V121H99V124H97L95 127H93V129L95 128V129L97 130V129H98L97 127L100 126L99 129L102 127L103 130H105L104 132H106V134H104L103 136L101 135L102 137L97 136L99 132L102 133V131H103V130H102V131L97 130V132H98V131H99V132H98V133L96 132L97 135H96V134H95V135H96L97 137H95V135H94V138H96L95 140H97L98 137H100V141L97 140V141H95V142H97V144H98V143L101 144L100 147L102 148L103 145L107 144V142H106V140H105L106 138H107L108 142L111 141V140H110L111 138H114L113 141H114V140H115L116 142L118 141L117 144H123L124 146H126V149H127V150L124 151L125 149H124V150L122 149V148L124 147L123 145H122V148H119V145H117L116 142H112V141H111L112 143H114V146L111 147V145H108L109 148H106L107 145H105L104 148H105V150L107 149V151H108V149H109V150H110V153L113 152L112 155H114V154L116 153V152H114V150H117V154H118V156H119V155H122L124 152H126L125 154L129 153V154H127V155L132 156L133 154H135L136 152H138V149L136 148V147H137L136 145H138L137 143H139V140L137 141V139H136V142H137V143H134V144H136V145L133 146V144H132V146L134 147V148H132V149H136V152L131 153V152H129V150H128V148H129V149L131 148V143H130V141H129V140H131L130 135H129V137H128L129 140H128V139L125 140V141L127 142V143L125 142L126 145L123 143V141H122V143L119 142L120 140H122L121 135H124L123 133H125V132L122 131V134H121V135L118 134V136H120V137H117V135H114V136H113V134H117V133H114V132H118L117 130H121V129H118L117 127L114 126V128H117V130H116V129H115V131L112 130L113 133H112V131H111V133L109 132V133L111 134L112 137L109 136L110 134H108V131L110 130V128H109V125H106V123H107L108 121H110V119H109V120H107V119L111 116V114L109 115V117H107L108 114H105V115H106V120H107V122L105 123V122H103L105 119L102 118L103 116H101V114H104L105 112H104V110H102V109H101ZM100 111H99V112H100ZM128 111H127V112H128ZM145 111H146V112H145ZM108 112H109V111H107V113H108ZM110 112H111V111H110ZM110 112H109V113H110ZM116 112H117V113H116ZM114 115H113V116H114ZM118 115L116 116V118H119ZM133 115H134V113H133ZM245 116H246V113H243L242 116L240 115V117H238L239 119L237 118L236 120H232V121H231V123H232L231 125H232L234 128H233L232 126H230V127H228V128L225 129L224 132L226 133L227 138H228V137L231 138L232 136H233L232 138H236V137H238L237 135H239V134H244L245 129H246V127L248 126V120L245 118ZM114 117H115V116H114ZM103 119H104V120H103ZM124 119L127 121L128 125H127V123H126V124L124 123V122H126ZM122 120H123V121H122ZM149 120H150V119H149ZM94 121H95V122H94ZM122 122L124 123V125H123ZM147 122H149V121H147ZM154 122H153V124H154ZM120 123H122V124L119 125ZM149 123H150V122H149ZM104 124H105V125H104ZM118 125H119V126H118ZM125 125H126V126H129V125H130L129 128H131V129L129 130V128H127ZM242 125H243V127H242ZM105 126H106L107 128H105ZM193 126L195 127L194 124H193ZM236 126H237V127H236ZM124 127H125V128H124ZM240 128H243V129H240ZM244 128H245V129H244ZM107 129H108V130H107ZM234 129H235V131H234ZM239 129H240V130H239ZM96 130H95V131H96ZM238 130H239V131H238ZM93 131H94V130H93ZM95 131H94V133H95ZM62 132H63V131H62ZM62 132H61V133H62ZM127 132L125 133L126 135H125V136H122V137H125V138H126V136H127ZM218 132H223V131H221V130L219 131V130H218ZM239 132H240V133H239ZM119 133H121V132H119ZM225 133H222V134L224 135ZM238 133H239V134H238ZM63 134H65V133L63 132ZM63 134H60V136H59V144H60V141H61L60 138L65 139V142L67 141V139H66V138H67V136H66L67 133H66L65 135H63ZM102 134H103V133H102ZM231 134H232V136H231ZM61 135H62V136H61ZM99 135H100V133H99ZM63 136H64V138H63ZM224 136H225V135H224ZM234 136H235V137H234ZM104 137H105V138H104ZM109 137H110V139H109ZM94 138H93V139H94ZM103 138H104V141H103ZM117 138H119V139L121 138V139L119 140V139H117ZM125 138H124V139H125ZM62 141H64V140H62ZM62 141H61V143H62ZM93 141H94V140H93ZM95 142H94V143H95ZM100 142H101V143H100ZM102 142H103V143H102ZM111 142H110V143H111ZM133 142H134V140H133ZM65 144H66V148H65ZM65 144H64L63 147H62L63 151L65 152V153L62 152L64 155L60 153L62 156H64V157L61 156V159H62L63 161H61V159H60V161H61V163H62V165H60V172H61V174H64V175H63V178H64L63 181L66 182L65 184H66V185H67V184H70L71 186L75 184L74 186H76V183L74 182V180L76 179V177H77V179H76L75 181L79 182V180L81 181L83 178H85V177L88 175V180H87V178H86L87 182H89V183H91V184H93L92 182H96V183L98 184V185H97V184L94 183L95 186H98V187H99V188L97 189L95 186H93L94 189L96 188L97 190H99V189H100V190H103V192H102L101 194H103L105 191H107V190H106L107 188L104 186V185H105L104 182L106 181V179H105L104 181H103V179H104L105 174H106V173L104 174V172H107L106 170L109 168V167H108L109 165H108L107 167L105 166V165H107V164H105L106 161H105L104 159H108V158H107V155L104 154V153H106L105 150L103 151L104 148L101 149L100 147L98 148L97 146H95L97 151L101 150L100 152H97V151L95 150V147H94V148L91 147V148H93L94 150L92 149L93 151H92V150L90 151V149H91V148H90V149H89L90 152L88 151L89 154H88V153L86 154L87 151H84V150L82 149V150L84 151L85 154L81 153V155L79 154V153H80L79 150H80L81 152H82V150H81V149H78V150L75 149V150H77V152H79V153H78V156L81 157V160H79L80 158H79L78 160H79L80 162H82L81 164L79 163V165H78V164H76V162H75V160H77V158H76L77 156H76V157L74 156V157L76 158L75 160H74L73 156H71V155H72V154H71V153H72L71 151L74 150V149L71 150V149L69 148V149L71 150V151H69V149H68V147L70 146V145H69V144H70L69 141H67ZM97 144H95V145H97ZM102 144H103V145H102ZM127 144H128V145H127ZM112 145H113V144H112ZM116 145L118 146V148H117ZM61 146H62V145H61ZM93 146H94V145H93ZM59 147H60V146H59ZM120 147H121V146H120ZM97 148H98L99 150H98ZM111 148H112V149H111ZM59 149H61V147H60ZM118 149H119V150H118ZM231 149H233V148L231 147ZM75 150H74V151H75ZM111 150H112V151H111ZM121 150H123V151L121 152ZM130 150H131V149H130ZM59 151L61 152L62 150H59ZM67 151L70 152V153L68 152L69 155L71 154L70 156L68 155L69 157H67ZM118 151H119L120 153H122V154L118 153ZM131 151H132V150H131ZM133 151H134V150H133ZM133 151H132V152H133ZM93 153H94V155H93ZM138 153H139V152H138ZM138 153H136L135 155L138 156ZM74 154H76V152H75ZM90 154H91V155H90ZM107 154H108V152H107ZM117 154H115V155H117ZM92 155H93V156H92ZM96 155H97V156H96ZM98 155H99V156H98ZM102 155H103V156H102ZM105 155H106V156H105ZM115 155H114V156H115ZM127 155H126V156L123 155L124 157H123V159L120 158V161H121V160H122V161L125 160V164H126V166H129V167H130L129 160L126 161V159H125V158H127ZM94 156H95V158H94ZM104 156H105L106 158H105ZM110 156H111V154H109V157H110ZM129 156H128L127 159H129ZM133 156H134V155H133ZM70 157H72V158H70ZM87 157H88L89 161H91V163H88V159H87ZM90 157H91V158L93 157L94 159L92 158V160H91ZM100 157H101V158H100ZM111 157H112V156H111ZM116 157H117V156H115V157H113V158L115 159ZM134 157H135L136 159H138L136 156H134ZM140 157H141V155H140ZM140 157H139V158H140ZM203 157H204V156H203ZM203 157H202L201 159H203V160H204V159H206V160L208 159V158H205V157L203 158ZM68 158H70L72 162H70V161H67V162H66L65 159L68 160ZM117 158L119 159V157H117ZM117 158H116V159H117ZM83 159H84V160H87V161H85V163H86L85 165H84V161H83ZM111 159H112V158H111ZM114 159H112V160L114 161ZM116 159H115V161H117ZM132 159H133V158H132ZM141 159H142V158H141ZM73 160H74V161H73ZM78 160H77V161H78ZM96 160H98V161H96ZM206 160L201 161V163L204 162V163H203L204 166H203V165L200 166L199 164H198L199 166H198V165L196 166V167H198V168H196V170L198 169V170L196 171L197 175H196V173L194 174V175H196V177H197V176L199 177V178L197 177L198 179L201 178L202 180H203V177L205 176V177H204V180H203L202 182H201V180L199 181V182H201V183H200V198H199V199H196V198L194 197V195H193V194H195V192H194V188H195V187H194V188H193V187H189V186H191V182L188 181L187 179H186L187 181H186V180L181 181L182 185H183V184L188 185V186H187L188 188H185V189L183 188V190L185 191V190L187 189V192L190 191V192L193 193V194H192V193L189 192L190 195H191V198H190L189 196H187V195H189L188 193L185 194V198H187L186 201L188 200V201H190L191 203H193V202H194V199L192 200V196H193V198H195V203H196L197 201H199L200 203H201V202H202V203L204 202L203 208H199V207H202V206H199L200 203H199V204L196 203L199 207L196 206V207H195L196 209L193 208V210H192V207H191L190 205H189V206H190L189 208H188L187 206L183 207V203H182L183 201H182V202L180 201V202L182 203V206H180L181 204L178 206L179 203L176 202L177 204H175L174 201H175V200H176V201H177V200L179 201V200H180V197H182V189H180V185H181V184L178 185L179 188H177V186L175 185V186H174L175 189H174V188H172V189H171V188H170V189L168 188L169 191H167L168 189H166V188H167L166 186H164V188L161 186V185H162V184H161L162 182L160 181L161 179H158V181H160V182L158 183V181H156L157 179L154 180L155 177H154V178H151V179H152V180H151V183L154 182V181H155V183H156V184L154 183L153 186H155V185L158 184L159 186L162 187V188H161V187L158 188V189H157L158 191H157L156 189H152V191H153V190H154V191L156 190V192H158L157 195H158L159 193H160L159 195L162 194L161 196L158 195V197L153 196V198L155 197V198H157V200H161V202H162L161 204L164 205L165 208H164V206H162V211L159 210V212H161V213L164 212V211H165V212L162 213V214L160 213L159 215H158V214H155V212L157 213V211H158V209H157V208H159L158 206H161V205H160L159 203H158V204H159L158 206H157L156 204H154V205L157 206V208L155 207V208L157 209V211L154 212V210H153V213L150 214V215H152V218H153V220L155 221V223H153V222H152V223L150 222V223H151L152 225H154V226H152L150 223H147V222L149 221V218H148V221H147V222H146V220H145V222H144V221H143L144 218H142V221H143L144 223H147L146 225H144L143 229L149 227V230H151V229H150L151 226H152V227H156V228H157V227L159 228V226H160V227H161L160 229H162V226H163L164 224H165V225H166V224L168 225V224H170V223H171L172 225L170 224L171 226H170V225L166 226V227H165L166 230H167V227H169V226L171 227L170 229H172V230H173V228H174V229H178L177 227H180V228L183 227V229H184V230H183V231H184V234H183V231L180 232L179 229H178V230L176 231V235H178V234L180 233V234H179V237H180V238H179V237H178V238L175 237V239L177 240V239H181L182 237L184 238L183 240H185L186 244L184 243L183 254L185 253L184 255H186V253L189 252V253L187 254L188 256H184V257H187V259L185 258L187 261H188L189 258H191V259H189V260H192V262L194 261V263H195V262L197 263L198 261L202 262V261H205L206 259L209 261V259L211 258V259H210V262H211V260L214 259V258H212V257H213V253H216V255H217V254L219 255V253H217V250H218L219 252H220L221 250H219L218 247L221 249L220 245H221L222 243L224 244L225 241H227V242H226L227 244L225 243L226 245H228V244H230V243H232V242H233V243H232L230 246L228 245L227 248H225L226 246H224V245L222 244V248H223V250H222L220 253L225 252V253H223V254H225V256H224L223 254H222L223 256H222V255H220V256H215V258L217 257V258H216L217 261H216V260H215L216 262L213 261L214 263L224 264V263L226 262L227 264H230V263H231V264H232V263H233V264H239V263H240V264H249V263L251 264V262H252V264H260V263L262 262L261 264H264V260H262V259H264V243H262V242H264V241H262V240H264V226H260V225H262V224L260 223L259 227H257V229H258V232H257V231H253V228H250V229H249V226H250V227H254V228L256 227V226H251L252 223L249 224V226H248V223H247V225L244 223V224L247 226V227L245 226L246 230H247L248 232L251 230V232H252V233L250 232V234H249V233L246 234L247 231H246L245 228H243L242 226L240 227L242 230H239V231L237 230V229H239V228H238V225H240V224H242V223H240V224L232 223L231 226H233V225L236 224V225H235L236 227H235V226H234V227L237 228L236 231H237L238 233H239V232L241 233V232H243V230H244V231H245V232H244L245 235L242 233L241 236H240V234H237V233L235 232L236 234L234 233V234H235L234 237H235V236L238 237V235H239V237H238L239 239H238V238H237V239L234 238V239H232V241L230 240L229 237H231V235H233V234L230 235V233L233 232V230H232V228H231V226H230L229 224H231V222H232L233 219H236V218H238V217L235 216L236 218H233V219L231 220V222H230V219L227 218V219L229 220V222H228V221L226 220V216H227L226 212H227L228 208L231 209V208L234 206L235 209H236V208H238V207H236L235 205H233V203H232L233 206L230 207V206H231V202H230V204H229L230 206H229V205L227 206V204H228V202H229L227 199H226V202H222L221 205H220V203H218V201L220 202L221 199H220V200L217 199V201H216V200L211 201V200H213L214 197L212 198V196H208L209 194L207 195V193H210V192H209V190H210L209 188H212V189H213L214 186H213V184L211 185V183L209 184V182H207V180H209L208 178H211V177L213 176V174L215 173L214 169H212V168H214L213 166H215V164H213V163L211 162V161H212L211 159H208V160H209L212 164H211L209 161L207 162ZM107 161H109V163H110L111 160L108 159ZM118 161H119V160H118ZM130 161H131V159H130ZM64 162H66V166H67L66 168H64V167H65V166H64ZM97 162H98L99 164H101V165H99ZM123 162H124V161H123ZM77 163H78V162H77ZM87 163H88V164H87ZM92 163H93V164H92ZM107 163H108V162H107ZM109 163H108V164H109ZM115 163H117V162H115ZM128 163H129V164H128ZM134 163H135V162H134ZM134 163L132 162L131 164H134ZM208 163H210V164L213 165V166L211 167ZM0 164H1V162H0ZM90 164H92V165H90ZM110 164L112 165V163H110ZM118 164L120 165V162H118ZM121 164H122V163H121ZM123 164H124V163H123ZM123 164L120 165V166L124 167V169L122 168V169H123L122 171H124L125 168H127L126 166H123ZM76 165L80 166L79 171H82V172H80L81 174H79L78 171H77L78 174L76 173V167H78V166H76ZM82 165L85 167L86 170H88L87 167H89V168H91V169H94V170H91V169L88 170V171L83 170L84 167L81 168ZM86 165H89V166H86ZM95 165H96V166H95ZM103 165H104L105 167H104ZM206 165H207V166H206ZM97 166H98V167H97ZM100 166H101V167H100ZM133 166H134V165H132V169L134 168ZM202 166H203V167H202ZM209 166H210V167H209ZM61 167H62V169H61ZM135 167H136V166H135ZM205 167H206L207 169H206ZM67 168H68V169H67ZM74 168H75V169H74ZM209 168H210V169H209ZM216 168H217V166H216ZM64 169H65V171H64ZM72 169L75 170L74 172L76 173V175L74 174V172H72ZM77 169H78V168H77ZM99 169H100V170H99ZM127 169H128V168H127ZM127 169H126V171H124V172H125V175H124L125 177H126V173H127V171H128ZM132 169H131V171H130V168H129V171L133 173ZM203 169H204V170H203ZM211 169H212V171H211ZM68 170H70V171H68ZM98 170H99V172H98ZM103 170H104V172H102ZM108 170H109V169H108ZM209 170H210V171H209ZM215 170L218 172V170H220V169H215ZM62 171H64V172H62ZM91 171H92V172L94 171V172L92 173ZM129 171H128V172H129ZM207 171H209V172L207 173ZM84 172H87V173L89 172V173H92V174H89V173H88V174L86 175ZM142 172H143L142 175L145 176V175H144V170H142ZM205 172H206V173H205ZM219 172H220V171H219ZM65 173H66V174H65ZM122 173H123V172H122ZM147 173H148V172H147ZM204 173H205V174H204ZM73 174H74V175H73ZM95 174H96V175H95ZM127 174H128V173H127ZM129 174H130V173H129ZM150 174H152V173H149V175H150ZM202 174H203V176H202ZM218 174H219V173H217V174L215 173L214 175H216V176H215L214 178L217 179V178L220 176V174H219V175H218ZM70 175L73 176V177L71 178ZM80 175H83V177L80 176ZM90 175H91V176H90ZM208 175H209V176H208ZM61 176H62V175H61ZM74 176H75V177H74ZM99 176H100V177H99ZM103 176H104V177H103ZM127 176H128V175H127ZM129 176H130V175H129ZM147 176H148V175H147ZM153 176H156V175H153ZM200 176H202V177H200ZM91 177H92V179H91ZM96 177H98V178H96ZM106 177H107V176H106ZM106 177H105V178H106ZM125 177H124V180H125ZM131 177H132V176H130L129 178L127 177V179L125 180V182H126L127 180H131V179H133V178H131ZM151 177H152V176H151ZM190 177H191V176H190ZM196 177H195V179H196ZM207 177H208V178H207ZM79 178H81V179H79ZM156 178H158V177H156ZM65 179H66V181H65ZM89 179H90V180H89ZM120 179L122 180V176H121ZM182 179H185V178H182ZM188 179H189V178H188ZM205 179H206V180H205ZM70 180H71V182H70ZM83 180L85 181V179H83ZM83 180H82V181H83ZM92 180H93V181H92ZM97 180H99L100 182L98 183ZM124 180H123V181H124ZM133 180L135 181L136 179H133ZM153 180H154V181H153ZM210 180L212 181L213 179H210ZM210 180H209V181H210ZM218 180H219V178H218ZM218 180H217V181H218ZM90 181H91V182H90ZM134 181H133V182L131 181L132 184H131V183H130V184H131V185H135ZM204 181H205V182H204ZM213 181H214V182H213ZM213 181H212V182L215 184V181H216V180H213ZM217 181H216V182H217ZM67 182H68V183H67ZM85 182H86V181H85ZM102 182H103L104 184H103ZM125 182H123V183H125ZM127 182H128V181H127ZM127 182H126V183H127ZM167 182H168V181H167ZM194 182H195V181H194ZM196 182H198V181H196ZM203 182L205 183V185L203 184ZM79 183H80V182H79ZM83 183H84V182H83ZM83 183H82V185H81V183H80V184H79V187H83ZM100 183H102L101 187H100V185H99ZM172 183H173V182H171L170 185H171ZM189 183H190V184H189ZM192 183H193V181H192ZM206 183H207V186H210V185H211V186H213V187H209V188H208V187L206 186ZM252 183H254V182H252ZM260 183H261V182H260ZM130 184H128V185L130 186ZM166 184H167V186H169V182H168V183H165V185H166ZM174 184H175V183H173V185H174ZM195 184H197V183H195ZM195 184H192V186H195ZM255 184H256V187H257V191H258V192H255V194H254V193H253V194L256 195V194L258 193L256 196H258L257 198H259V196H260V189L262 190V188H260L261 186H259V184H258L256 181H255ZM262 184H264V182H262ZM124 185H126V184H124ZM182 185H181V187H182ZM185 185H184V186H185ZM260 185H261V184H260ZM67 186H69V185H67ZM77 186H78V185H77ZM77 186L74 187V189H76ZM102 186H103V187H102ZM171 186H172V185H171ZM250 186H252V185L250 184ZM155 187H156V186H155ZM155 187H154V188H155ZM165 187H166V188H165ZM185 187H186V186H185ZM196 187H197V186H196ZM205 187H206V189H207L208 192L203 191ZM0 188H1V187H0ZM127 188H128V187H127ZM132 188H134V187H132ZM151 188H153V187H150V189H151ZM192 188H193V191H192ZM197 188H198V187H197ZM197 188H196V189H197ZM249 188H250V187H249ZM249 188H248V192L252 193V189H250V191H249ZM71 189H72V188H71ZM77 189H78V188H77ZM130 189H131V187H130ZM165 189H166V190H165ZM178 189H179V191H177V192H180V191H181V193H180L181 196H179L177 193H175V192H176L175 190H178ZM198 189H199V188H198ZM246 189H247V188H246ZM253 189H254V188H253ZM131 190H132V189H131ZM159 190H160V191H159ZM171 190H172V192H171ZM95 191H96V190H95ZM95 191H94V192H95ZM154 191H153V192H154ZM166 191H167V192H166ZM184 191H183V192H184ZM255 191H256V189H255ZM262 191H264V190H262ZM94 192H93V193H94ZM97 192H98V191H97ZM97 192H96V194H97ZM99 192H101V191H99ZM161 192H162V193H161ZM170 192H171V194H170ZM185 192H186V191H185ZM253 192H254V191H253ZM167 193H168V197H166ZM196 193H197V192H196ZM203 193H204V194H203ZM205 193H206V194H205ZM250 193H248V199H249L248 201H249V203L251 204V206H253L254 204H253L252 202H255V203L257 204L258 201H257V198H256L254 195L250 194ZM262 193H264V192H262ZM101 194L99 195V193H98L97 195L101 196ZM151 194H152V193H151ZM154 194H155V193H154ZM169 194H170V195H169ZM197 194H199V193H197ZM202 194H203V195H202ZM213 194H214V193H213ZM249 194H250L251 196L255 197L256 199H255V198L253 199V197H252L253 200H250L251 198H249ZM94 195H95V194H94ZM103 195H104V194H103ZM155 195H156V194H155ZM163 195H164V196H163ZM201 195H202V196H201ZM210 195H212V194L210 193ZM214 195H215V194H214ZM95 196H96V195H95ZM99 196H98V197H99ZM186 196H187V197H186ZM195 196H197V195H195ZM238 196H240V195H238ZM149 197H150V195H149ZM149 197H147V198H148V202H147L148 204H149ZM151 197H152V196H151ZM151 197H150V198H151ZM198 197H199V195H198ZM243 197H244V195L242 196V198H243ZM261 197H262V196H261ZM92 198H93V197H92ZM155 198H154V199H155ZM164 198H165V199H164ZM175 198H176V199H175ZM178 198H179V199H178ZM183 198H184V196H183ZM233 198H234V199L236 198V199L238 200V201L236 200L237 203L240 202V201H239V199H241L240 197H239V199H238V197H233ZM154 199H153V200H154ZM208 199H209V201H208ZM214 199H216V197H215ZM234 199H233V201H234ZM245 199H246V198H245ZM259 199H260V198H259ZM93 200H94V199H93ZM93 200L91 201L90 198H89L88 200L85 199V201H87V202H84V203H89V204H90V202H91V203L94 204V205H91V204H90V207H89L88 209H90V210L92 209V210H91V211L88 210V214H87V213H86V215L84 214L85 218H83V221L85 220V223L82 222V223H83L82 226L85 227V230H83L84 228H82V230H81V232H80V235L83 234V233H85L90 227L92 228V230H88V231H89V232L91 231L92 233L90 232L91 235H89L88 231L85 233L86 236H87V238L89 237L87 241H84V240L87 239V238H84L85 234H84V235H81V236L79 235L80 237L77 236L76 238H78V237H79V239L81 238L80 241L78 242L80 245L77 244V247L79 246V249H81V252H83L84 249H85V251H88V250L90 251V250H91V251L89 252V256L94 257V255L96 254L94 258L97 259V258H99V256H98L99 253H97V252H99V251H98V248H97L95 245L97 244L98 241L101 242L102 239H100V238H101L100 235L102 236V234H99V233H100V230H101V228H100L101 225H97V224H96V221H97L98 224H101V223H99V220H100V219H98V218H100V217H96V216H99V215H100V214L98 215V213H101V212H99V210L102 211L103 208H102V210H101V208H98L99 206L96 205V202H94ZM99 200H100V199H99ZM102 200L104 201V198H103ZM102 200H101V204L103 203ZM153 200L151 201L152 203L154 202ZM181 200H183V199L181 198ZM205 200H206V201H205ZM241 200H242V199H241ZM186 201H185V202H186ZM210 201H211L212 203H211ZM215 201H216V202H215ZM227 201H228V202H227ZM245 201H247V200H244V198H243V201H242L243 203L241 202L242 205L245 206V208H244V206H242V205L239 203V204H240V208H241V210H242V207L245 209V211H244L245 213H244V212H242V213H243V214H246V211H247L248 213H250V214L252 213L251 215H252L254 218H253V217L250 218L251 215H249V214H248L249 217H248L247 215H246V216H247V217H246L245 215H242V213H241V214H239V215H240V216L242 215V218H243V219H240V222L243 221L244 219H245V220L247 219V222L249 221V223H250V222H253L251 219L255 220V222H257V219H264V218H262V216H264V214H262V213H264V211H262V210H264V209H261L262 213L259 211V213L257 214L258 216H256V214H254L256 211H253V210H252V207H250L249 204L247 203L248 201H247V202H245ZM251 201H252V202H251ZM260 201H261V203L264 202V198H262V200H259V203H258V204H260ZM185 202H184V203H185ZM190 202H189V203H190ZM213 202H214V203H213ZM244 202H245V204H244ZM98 203H100V201H98ZM163 203H164V204H163ZM187 203H188V202H187ZM189 203H188V204H189ZM191 203H190V204H191ZM195 203H194V206H195ZM205 203H206V204H205ZM223 203H225V205H224ZM226 203H227V204H226ZM89 204H88V205H89ZM126 204H127V203H126ZM130 204H131V203H130ZM185 204H186V203H185ZM207 204H210V206H213V207H215V208H212V207L210 208L209 205H208L209 207H207ZM211 204H212V205H211ZM234 204H236V202H234ZM85 205H86V204H85ZM128 205H129V204H127V206H128ZM154 205L151 204V207L154 206ZM167 205H168V206H167ZM172 205H173V207H172ZM174 205H175V206L177 205L178 207H181V208L183 207V209L187 207L188 210L190 209V211H191V210H192V211H191V213H190V211H188V210L185 211V209H184V211H183L182 209H179V210H182V211L184 212V213H182V214H184V215L181 216L182 214H181L180 211H175V210H174V208H175ZM191 205H192V204H191ZM222 205L225 206V208H224ZM236 205H238V204H236ZM92 206H94V207H92ZM97 206H98V207H97ZM102 206H103V204H102ZM132 206H133V208H134V204H133V205H130V207H132ZM177 206H176V208H177ZM192 206H193V205H192ZM255 206L257 207V210H258V208L260 207V205H259V207H258L257 205H255ZM255 206H254L253 208H255ZM128 207H129V206H128ZM130 207H129V208H130ZM135 207H137V206L135 205ZM227 207H228V208H227ZM2 208H3V207H1V205H0V213L2 214V215H1V216H2L1 218H2V219L0 218V221L3 220L2 222L6 224L5 230H6L7 232H8L9 229L11 228V229H10V232H11L12 234H11L10 232H8V233L6 232V233L8 234L7 237L9 238V240H10V238H11V240H12V241H11V240L8 241L9 243H12V242L14 243V242H16V243H14V244L12 243V244H13V247H16V248L14 249V250H16V252H15V256H17V257L20 258V261H19L20 264H25L26 262H27V263H28V262H31L33 258H32V256H31L30 252L27 251V250H28L29 248H31V247L36 246V245H40V243H43V241H44V234H43V232H42L41 230H39V229H36L35 231H32L33 233H30L28 230H25V231H24V230H21V225H20V223H19L18 221H16V219L14 220V218H15V209H8V210L6 211V208H5V210H4V208H3V209H2ZM160 208H161V207H160ZM171 208H172L173 210H172ZM198 208H199V210H200V209H201V210L199 211ZM204 208H207V209H204ZM260 208H261V207H260ZM262 208H264V207H262ZM96 209H97V210H96ZM130 209H131V208H130ZM135 209H136V208H135ZM150 209H151V208H150ZM153 209H154V208H153ZM156 209H155V210H156ZM177 209H178V208H177ZM194 209H195V211L197 210V212H200V213H201V214H200V213H198V214L204 216L203 221H204L205 219H207V215H208L207 213L209 212L208 209H212L213 213L211 212L212 214L208 215V218H210L209 216H211V218H212L214 221L216 220V221H215L216 223H214L213 226H214V228H215V226H216L215 224H218V225H217L218 227H216L217 229H216V228L213 229V230H215V231L211 230V227H213V226L210 227V223H211V222L213 223V220L211 219V220H212V221H211V220L209 219L208 221L205 220L206 222H205V221L203 222L202 219H201V217L198 218V216H197L198 214H197V213H196V215H195V211H194ZM224 209H225V211H226V212H225V215H226V216L223 215V214H222V216H219V215L217 216V213H218V214L220 213V215H221V212L224 213V212H223ZM233 209H234V208H233ZM244 209H243V210H244ZM3 210H4V211H3ZM132 210H134V209H132ZM241 210H240V211H241ZM254 210H255V209H254ZM259 210H260V209H259ZM1 211H3V212H1ZM89 211H90V212H89ZM96 211H97V212H96ZM217 211H218V212H217ZM234 211H235V210H233V213H234ZM240 211H238V210L236 209L235 213L238 214ZM250 211H251V212H250ZM4 212H7V213H4ZM177 212H178L179 214H181V215L174 216V215H176V214H174V213H177ZM186 212H187V213H186ZM206 212H207V213H206ZM229 212H231V211H229ZM229 212H228V213H229ZM188 213H189L191 216H190ZM193 213H194V215H193ZM209 213H210V212H209ZM235 213H234V214H235ZM256 213H257V212H256ZM5 214H6V215H5ZM128 214H129V213H128ZM213 214H214L215 216H214ZM234 214H233V217H234ZM87 215H89L90 217L88 216V218H87ZM92 215H93V216H92ZM125 215H127V213H126ZM129 215H132V213L129 214ZM129 215H128V216H129ZM171 215H172V216H171ZM212 215H213L215 218H216V217H217V218L215 219L214 217H212ZM94 216H95V217H94ZM173 216H174V217H177L178 219H180V221H182V222H181V226H180V223H179L180 221L178 222V221H177L178 219L176 220V218H174ZM179 216H181L182 218L179 217ZM196 216H197V217H196ZM231 216H232V215L230 214L228 217H231ZM156 217L159 218L160 221H159ZM183 217H184V218H183ZM189 217H191V218H189ZM205 217H206V218H205ZM4 218H5V219H4ZM94 218H95V220H94ZM96 218H97V219H96ZM146 218H147V217H146ZM146 218H145V219H146ZM152 218H151V219H152ZM202 218H203V217H202ZM248 218H249L251 221H250ZM256 218H257V219H256ZM169 219H170L171 221H169ZM190 219H191V220H190ZM192 219H193V221L196 220L195 222L198 221L197 224H198L199 222H203L205 225L207 224V227L209 226V230H211V232L208 231V235H209L210 237H214V236H215L216 238H220V237L222 236V239L220 238V239L218 240V242H217L216 239H215L216 242H213V244H214V243H216V244H214V245L211 244V245H210V241H208V240L206 239V237H207L208 235H207L205 238H201L200 236L198 237L199 234L197 235V234H196V233H197L196 231H195V234L193 233V232H194V231H193V230H194L193 227H194L195 225H194V226L192 225V222H193ZM88 220H89V221H88ZM93 220H94V221H93ZM174 220H176V221H174ZM217 220H219V221H217ZM220 220H222L224 223H223L222 221L220 222ZM142 221H141V222H142ZM162 221H163V222H162ZM168 221H169V223H168ZM183 221H184V222H183ZM190 221H191V224H190V225L193 226V227H191V226H189V227L191 228L192 231L189 229L188 225H187V228H186V225H184L185 222H190ZM236 221H238V219H237ZM236 221H235V222H236ZM261 221H262V220H261ZM6 222H7L8 224H7ZM88 222H89V223H88ZM141 222H140V223H141ZM160 222H162L161 225H159ZM176 222L179 224V226H178V224H175ZM217 222H219V223H217ZM226 222H227V223H226ZM238 222H239V221H238ZM243 222H244V221H243ZM156 223L158 224V226H157ZM163 223H164V224H163ZM173 223H174V224H173ZM212 223H211V224H212ZM253 223H254V222H253ZM257 223H258V222H257ZM148 224H150L151 226H149ZM155 224H156V226H155ZM186 224H187V223H186ZM193 224H194V223H193ZM244 224H243V225H244ZM254 224H255V223H254ZM254 224H253V225H254ZM258 224H259V223H258ZM258 224H257V225H258ZM138 225H139V224H138ZM142 225H143V224H141V226H142ZM147 225H148V226H147ZM165 225H164V226H165ZM96 226H97V227H96ZM145 226H146V227H145ZM184 226H185V228H184ZM12 227H13V228H12ZM137 227L140 228V225L137 226ZM152 227H151V228H152ZM219 227H221V228H224V227H225L224 229H221V232L219 231V233H221V235H220L219 233H218V235H217V233H216V231L218 232ZM86 228H87V229H86ZM93 228H94V229H93ZM96 228H97V229L100 228V229H99V230H96ZM141 228H142V227H141ZM141 228H140V230H141ZM230 228H231V229H230ZM259 228H260V229H259ZM152 229H153V228H152ZM163 229H164V228H163ZM181 229H182V228H181ZM257 229L255 228V230H257ZM12 230H13V231H12ZM95 230H96V231H95ZM135 230H136V229H135ZM137 230L139 231L138 228H137ZM137 230H136V231H137ZM149 230H148V231H149ZM185 230H186V234H185ZM187 230H189L190 232L188 233ZM231 230H232V231H231ZM40 231H41V232H40ZM94 231L97 232V233H95ZM141 231H142V230H141ZM141 231H140V233H141ZM145 231H146V229H145ZM222 231H224V233H223ZM227 231H230V233L227 232ZM82 232H83V233H82ZM93 232H94V234H95L94 236H93ZM143 232H144V230H143ZM143 232H142V233H143ZM163 232H164L165 234H164ZM178 232H179V233H178ZM226 232H227L229 235H228ZM253 232L256 233V234L254 235ZM137 233H138V232H137ZM142 233H141V235H142ZM162 233H163L164 235H166L167 233H169V234H168V236H167V235H166V236H163V234H161L160 237L157 236V238H158V239H157V244H156V245H157V246H156V247H157V249H156L157 251H155V250L152 249L153 247L156 248L155 246H152L151 250H153L155 253H158L157 255H158V256L160 255L159 257H163V256L166 257L167 255H168L169 257H171V258H169L168 256L166 257V260H167V258H168V262H169L170 264H171V263H173V264H184L183 260L185 261V259H184V258H183V260H182V259H178L177 257L179 256V254H176V252L174 253V250H175L176 248H175L174 250H172L171 248H168V249H169V251H168L167 247H165V244L170 246V240H169L170 238H169V235L172 234L171 231L169 232V230H168V232H167V231L165 232V231L162 230ZM170 233H171V234H170ZM190 233H191V234H190ZM192 234H194V235H192ZM223 234H224V235H223ZM252 234H253V235H252ZM259 234H260L261 236H260ZM97 235H98V236H97ZM190 235H191V236H190ZM195 235H196V237H195ZM211 235H212V236H211ZM243 235H244V237L247 238V239H245V238L243 237ZM246 235H247V236L250 235V237H251V236H252V237H251V238H250V237H246ZM82 236H83V237H82ZM90 236H91L92 239H90ZM161 236H163V237H161ZM172 236H173V235H172ZM172 236H170V237H171V241H172V240H173V241H176L175 239H172L175 235H174L173 237H172ZM186 236H188V237H190V238H188V237H186ZM224 236H225V237H224ZM226 236H227V237H226ZM256 236H257V238H255ZM12 237H13V238H12ZM18 237H19V238H18ZM164 237H168V238H167V241H168L169 243H168V242H167V243L165 242V244L163 243V244L160 245V242L162 241V238L164 239ZM191 237H192V238H191ZM197 237H198V238H197ZM8 238H7V239H8ZM17 238H18V239H17ZM160 238H161V241L159 242L158 240H159ZM200 238H201V239H200ZM228 238H229V240H228ZM231 238H232V237H231ZM240 238H241L242 240H241ZM187 239H189V240L191 239V240L189 241V240H187ZM194 239H196L197 241H195ZM204 239H205V242H204V241L202 242V240H204ZM211 239H212V238H211ZM260 239H261V240H260ZM16 240H17V241H16ZM93 240H94V241H93ZM164 240L166 241V238H165ZM164 240H163V241H164ZM192 240H193V241H192ZM199 240H200V241H199ZM206 240H207V243H206ZM213 240H214V239H213ZM237 240H239V242H237ZM245 240H247L248 242H249L250 240H251V241H250L249 243H247V241H245ZM88 241H89V242L91 241L92 243H91V242L89 243ZM95 241H96V242H95ZM211 241H212V240H211ZM219 241H221V242H219ZM222 241H223V242H222ZM229 241H230V243H228ZM242 241H243V242H242ZM244 241L246 242V244L244 243ZM254 241H256V243H255ZM37 242H39V243H37ZM86 242H87V243H86ZM93 242H94V243H93ZM187 242H188V243H187ZM194 242H195V245H194ZM198 242H200L199 245H198ZM240 242H241V243H240ZM85 243H86L87 245H86ZM88 243H89V244H88ZM171 243H172V246H173V242H171ZM219 243H220V245H219ZM27 244H28V245H27ZM90 244H91V245H90ZM94 244H95V245H94ZM188 244H189V245H188ZM206 244H207V245H206ZM208 244H209V246H208ZM240 244H241V245H242V244H245V245L248 244V245H247L248 247L245 246V245H244V247H243V246L241 247ZM251 244H252V245H251ZM14 245H15V246H14ZM26 245H27V246H26ZM88 245H89V246H88ZM203 245H204V247H203ZM205 245H206V246H205ZM212 245H213V247H212ZM250 245H251V246H250ZM255 245H256V246H255ZM257 245H258V246H257ZM81 246H82V248H81ZM84 246H85V247H84ZM135 246H136V247H135ZM172 246H171V247H172ZM188 246H190V247H192V248L190 249V247H188ZM207 246H208L209 248H208ZM214 246H217V247H215L217 250L214 249ZM231 246L233 247L232 249L230 248ZM234 246H235V247L237 246V247L234 249ZM239 246H240V247H239ZM26 247H27V248H26ZM87 247H89V248L87 249ZM91 247H93V249H91ZM173 247H175V246H173ZM193 247H194V249H193ZM195 247H197V248H195ZM198 247H199V248H198ZM211 247H212V248H211ZM245 247H246V248H245ZM256 247H257V248H256ZM261 247H262V248H261ZM134 248H137L136 243H135L133 249H134ZM202 248H203V249L207 248V250H206V249H205V250H202ZM210 248H211V249H210ZM241 248H242V249H241ZM243 248H245V250H243ZM21 249H24V250L26 249V251L22 252ZM165 249H166V250H165ZM170 249H171V250H170ZM196 249H198V250H196ZM212 249H213V250H212ZM230 249H231V250H230ZM247 249H248V250H247ZM151 250H149V252H153V251H151ZM162 250L164 251V253H165L166 251L169 252V254H167V252H166L165 254L162 253ZM185 250H187V251H185ZM200 250H201V251H200ZM208 250H209V251H208ZM211 250H212V251H211ZM226 250H227V252H229V251H230V252H229V253H226ZM252 250H253V251H252ZM260 250H261V251H260ZM85 251H84V252H85ZM170 251H171V252L173 251L172 254L170 253ZM176 251L179 252L178 250H176ZM184 251H185V252H184ZM190 251H191V252H190ZM192 251H193V252H192ZM203 251H204V252H203ZM214 251H215V252H214ZM17 252H18V253H17ZM25 252H26V253H25ZM27 252H28V253H27ZM154 252H153L152 254H148V255H149V257L147 258V260H148V264H157L158 262H159L158 264H160V261L163 262V260H162L163 258H158L157 255H156L157 257L154 256V255H155ZM180 252H182V250H181ZM180 252H179V253H180ZM197 252H198V253H197ZM200 252H201V254L199 255ZM212 252H213V253H212ZM244 252H246V253L244 254ZM250 252H251V253H250ZM90 253H91V254H90ZM173 253H174V255L176 254L177 256L175 257V256L173 255ZM192 253H193L194 255H193ZM196 253H197V256L195 255ZM204 253H205V254H204ZM247 253H248V254H247ZM92 254H93V255H92ZM227 254H228V256H227ZM171 255H173V257H175L176 259H174ZM189 255H191L192 257L189 256ZM244 255H245V257H244ZM84 256H86V255L84 254ZM151 256H153V258H152ZM198 256H199V257H198ZM202 256H204V257H202ZM209 256H210V257H209ZM221 256H222V259L220 258ZM232 256H233V257H232ZM234 256H235V257H234ZM146 257H147V256H146V254H145V260H146ZM181 257H182V255H181ZM226 257H227V258H226ZM237 257H238V258H237ZM252 257H253L254 259H252ZM193 258H194V259H193ZM200 258H201V259H200ZM203 258H204L205 260H204ZM224 258H226V259H225V262H223V259H224ZM232 258H233L234 260H233ZM236 258L239 259V260H236ZM25 259H26V260H25ZM159 259H160V260H159ZM164 259H165V258H164ZM170 259H171L173 262H171ZM199 259H200V260H199ZM227 259H228V260H227ZM241 259H243V260H241ZM245 259H246V260H245ZM158 260H159V261H158ZM169 260H170V261H169ZM174 260H176V262H175ZM180 260H182V261H180ZM197 260H198V261H197ZM201 260H202V261H201ZM207 260H206V261H207ZM248 260H249V261H248ZM253 260H254V261H253ZM179 261H180V262H179ZM227 261H228V262H227ZM231 261H232V262H231ZM234 261H235V262H234ZM242 261H243L244 263H243ZM255 261H256V262H255ZM145 262H146V261H145ZM162 262H161V264H164V263H165V262H163V263H162ZM168 262L166 261L165 264H167ZM178 262H179V263H178ZM189 262H190V261H189ZM213 262H212V263H213ZM236 262H237V263H236ZM186 263H187V262H185V264H186ZM226 263H225V264H226ZM146 264H147V263H146ZM190 264H192V263L190 262Z\"/></svg>",
  "mask_w": 264,
  "mask_h": 264
}]
</instances>
